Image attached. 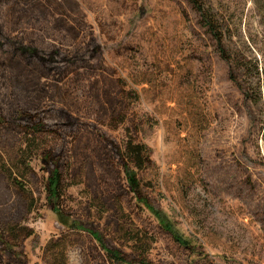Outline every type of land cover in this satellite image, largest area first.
I'll use <instances>...</instances> for the list:
<instances>
[{
	"label": "rangeland",
	"instance_id": "obj_1",
	"mask_svg": "<svg viewBox=\"0 0 264 264\" xmlns=\"http://www.w3.org/2000/svg\"><path fill=\"white\" fill-rule=\"evenodd\" d=\"M202 1L219 20L220 44L189 0H0V156L14 158L25 133L11 123L15 112L40 94L10 64L37 48L28 71L57 96L33 111L54 131L40 150L63 156L60 208L84 229L64 228L50 210L52 166L32 162L31 210L0 174V264H112L87 231L131 259L134 241L117 243L118 209L147 261L188 264L135 206L120 159L130 137L151 151L152 204L196 256L264 264V0ZM59 105L73 121L51 116ZM10 224L19 230L4 240Z\"/></svg>",
	"mask_w": 264,
	"mask_h": 264
},
{
	"label": "trees",
	"instance_id": "obj_2",
	"mask_svg": "<svg viewBox=\"0 0 264 264\" xmlns=\"http://www.w3.org/2000/svg\"><path fill=\"white\" fill-rule=\"evenodd\" d=\"M189 2L200 15L202 24L220 44L223 32L220 30L221 25L215 14H213L212 8L207 7L202 0H189ZM1 44L4 48H6L3 42ZM10 52L11 50L6 49V54L9 55ZM19 53L21 54L22 52L19 51ZM31 53L32 55L28 54L25 50V52L22 53L23 56L20 57L22 65L10 64V67L19 68L23 75H25L24 79L27 78V81L32 84V90L38 91L40 94H37V96H35V94L28 95L32 98L35 97L34 99H36V102L31 104L29 107H25L26 109L19 108L18 111L15 112V118L13 115V117L11 116L14 118V121L11 123L15 126V128L22 129L25 133L22 139V144L16 149L14 158L11 159L10 162H6L0 156V174L12 184L11 186L13 188L26 195V200H28V209L31 210L34 199L31 197L32 194L30 190H28L25 186L29 182L30 178L35 176L32 169V162L39 161L43 166H52L51 170L48 172L44 187L47 204L56 216L60 225L69 230L82 231L84 230L83 227L72 221L60 208L61 198L65 189L64 176L60 169L61 164L64 165L62 161L63 156L54 154V151L45 152V150H40L43 149L42 143L39 141L41 136H50L54 134V131L47 127L45 119L40 118V116L38 114H34L33 111L38 110L37 107H39L41 103H44V101L45 103L46 101H52L57 98V96L41 93L40 86L38 84V75H34L35 72L28 71L27 64L31 63L34 65L31 61H33L34 58L37 59L38 56L43 53H39L37 48L32 50ZM221 55L224 60H228L225 51L224 53L221 51ZM22 67H24V70ZM44 72L45 71H42L41 73ZM32 92L33 91H31V93ZM57 108L58 111L54 110L51 112L52 117L70 120L69 112L66 110V106L59 105ZM62 111H66L68 114L64 115L60 113ZM5 120L6 119L0 115V126ZM71 121L73 120L71 119L70 122ZM71 126L72 128L75 127L73 122L72 124L70 123V127ZM120 159L124 181L129 192L132 194L136 208H138L139 211L148 212L156 220L159 228L164 233L169 235L174 243L189 253L190 260L188 261V264H213L203 255L198 254L196 256L195 245H193L191 240L186 239L180 233L175 223L163 210L156 208L152 204L148 189L150 187V176H146V171L151 169L154 164L151 159L150 148L144 143H141V141L130 137L123 144V147L120 150ZM119 210L120 209L117 211V243L122 244L129 243L130 240L134 241L133 244L135 245L132 247L133 252L131 254V259L127 258L126 255L119 250V248L110 249L106 247L99 233L94 231H87V233L90 234L96 243L105 251L108 260L112 264H151L150 261H147L143 253L146 251L144 246L145 244H143V246L140 245L142 240L138 237V232H136L132 226L127 223L128 221L125 219L126 216L123 215L121 210ZM17 228L19 227L15 225H6L1 231V238L5 240L7 237L12 236L17 230H19Z\"/></svg>",
	"mask_w": 264,
	"mask_h": 264
}]
</instances>
